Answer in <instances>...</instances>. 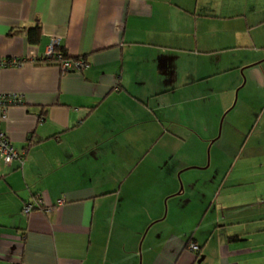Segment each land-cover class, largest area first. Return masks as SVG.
<instances>
[{"label": "crops", "instance_id": "crops-1", "mask_svg": "<svg viewBox=\"0 0 264 264\" xmlns=\"http://www.w3.org/2000/svg\"><path fill=\"white\" fill-rule=\"evenodd\" d=\"M0 58V264H264V0H0Z\"/></svg>", "mask_w": 264, "mask_h": 264}, {"label": "built area", "instance_id": "built-area-1", "mask_svg": "<svg viewBox=\"0 0 264 264\" xmlns=\"http://www.w3.org/2000/svg\"><path fill=\"white\" fill-rule=\"evenodd\" d=\"M60 46V41L57 38H53L48 46L45 55V62L58 64L61 69L76 70L84 69L89 65V62L84 57H68L65 55V52L62 50H57ZM22 59L18 58H0V70L4 66L8 65H18L22 63ZM19 100L17 95H9L3 93L0 90V104L6 111V108L9 104ZM26 151L17 149L9 136V134L1 128L0 126V164L4 163L5 165H11L13 162H18L20 165H23L25 160ZM65 197L58 199L57 204H63L65 202ZM46 207L41 198L36 200L28 201L24 203L22 207V212L25 215H29L34 209L45 210ZM47 210V209H46ZM191 250L198 252L200 251V246L197 243L190 244Z\"/></svg>", "mask_w": 264, "mask_h": 264}, {"label": "trees", "instance_id": "trees-1", "mask_svg": "<svg viewBox=\"0 0 264 264\" xmlns=\"http://www.w3.org/2000/svg\"><path fill=\"white\" fill-rule=\"evenodd\" d=\"M29 33H30L29 39H30L32 42L37 41V37H38V35L40 34V25H37L36 27L31 28V29L29 30ZM57 50L60 51L59 48H57ZM61 50L64 51V52H65V55L69 57L68 53H67L65 50H63V49H61ZM199 246H200V245H199ZM200 250H201V247H200ZM198 252H199V251H198Z\"/></svg>", "mask_w": 264, "mask_h": 264}]
</instances>
